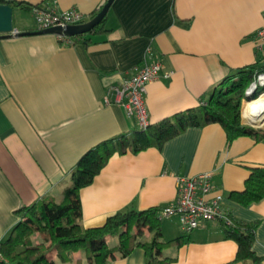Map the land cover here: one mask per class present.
Returning a JSON list of instances; mask_svg holds the SVG:
<instances>
[{"label":"crops","instance_id":"crops-1","mask_svg":"<svg viewBox=\"0 0 264 264\" xmlns=\"http://www.w3.org/2000/svg\"><path fill=\"white\" fill-rule=\"evenodd\" d=\"M23 1L75 8L86 19L105 2ZM21 10L13 9V26L37 28L30 11L31 21L14 19ZM106 14L109 30L87 45H60L61 35L54 33L0 36V240L19 221L21 205L45 194L61 199L84 152L138 127L120 104L104 102L107 84L127 78L145 59L159 60L169 75L149 81L145 92L148 122L154 123L196 106L225 76L264 60V38L257 35L264 0H113ZM251 166H264V137L243 134L228 143L217 122L190 125L160 149L113 153L79 191L80 223L97 226L117 211L161 208L174 200L178 176L212 171L213 190L221 193L229 217L257 221L252 249L260 259L234 261L236 242L224 237L220 222L184 232L176 215L160 218V239L179 240L156 250L155 257H169V264H264V197L248 205L229 197L244 188ZM151 234L143 226L138 240ZM106 240L113 245L117 235ZM83 253L47 249L55 264H82ZM145 260L137 245L106 264Z\"/></svg>","mask_w":264,"mask_h":264},{"label":"trees","instance_id":"trees-1","mask_svg":"<svg viewBox=\"0 0 264 264\" xmlns=\"http://www.w3.org/2000/svg\"><path fill=\"white\" fill-rule=\"evenodd\" d=\"M13 9L27 11L39 3H28L23 0H8ZM103 4V3H102ZM94 8L88 18L102 6ZM36 27L29 30H35ZM107 14L88 32L70 37H58L60 45L82 42L87 45L99 40L105 34ZM262 62L238 68L233 74L225 76L196 106L175 112L171 117L148 123L145 128L136 127L130 133H120L107 138L89 148L77 160L70 172V181L61 192V199L45 194L36 201L21 205L16 212L19 221L10 229L8 235L0 240V264H55L47 255L48 247H54L57 253H68L83 250L88 258L87 264H106L107 258L126 255L134 246L143 248L145 264H169V257L156 258L155 251L177 242L160 239V207L152 206L142 210L128 208L108 215L104 222L97 226L84 227L80 223L81 204L79 191L90 184L96 174L106 164L113 153L124 154L127 151L137 153L148 147L158 149L162 144L183 131L187 126H201L210 122L219 123L229 143L243 134L255 139L264 137V129L249 127L241 122V102L245 89L263 68ZM229 197L242 205H248L264 197V166H251L244 180L242 190H232ZM224 237L236 242L234 261L251 258L258 261L260 257L252 249L257 221H243L230 216V222L224 224ZM139 225L152 231L151 238L138 240ZM45 233V241L34 242L32 235L36 231ZM117 235V242L107 243V236Z\"/></svg>","mask_w":264,"mask_h":264},{"label":"built area","instance_id":"built-area-1","mask_svg":"<svg viewBox=\"0 0 264 264\" xmlns=\"http://www.w3.org/2000/svg\"><path fill=\"white\" fill-rule=\"evenodd\" d=\"M30 12L37 28L73 24L86 20V16L75 8L58 10L54 6L39 4L32 6ZM257 35L259 38H264V24L257 31ZM262 64L264 65V60ZM160 74L168 76L169 72H162V64L159 60L145 59L142 65L127 78L117 83L107 84L103 100L105 103L120 104L127 116L135 118L138 127L145 128L149 123L145 103L146 84L156 79ZM263 94L264 66L245 89L240 110L243 124L252 120V113L243 111L244 102ZM201 102L204 101L201 100ZM254 126H264V119L260 124ZM213 186L212 171L178 176L176 178V196L174 200L160 208L158 217L176 215L180 228L184 232H189L208 221L229 223L230 217L222 206V195L213 190Z\"/></svg>","mask_w":264,"mask_h":264},{"label":"water","instance_id":"water-1","mask_svg":"<svg viewBox=\"0 0 264 264\" xmlns=\"http://www.w3.org/2000/svg\"><path fill=\"white\" fill-rule=\"evenodd\" d=\"M113 0H105L100 9L90 18L85 21L66 25H52L44 28H37L35 30H17L13 26L12 16L13 8L6 2H0V36H20L27 34L39 33H54L61 36H74L88 32L95 26L102 17L107 13L108 8ZM249 126H254L253 121L246 123ZM258 127V126H254Z\"/></svg>","mask_w":264,"mask_h":264},{"label":"bare ground","instance_id":"bare-ground-1","mask_svg":"<svg viewBox=\"0 0 264 264\" xmlns=\"http://www.w3.org/2000/svg\"><path fill=\"white\" fill-rule=\"evenodd\" d=\"M244 113H252L253 124L258 125L264 119V94L243 104Z\"/></svg>","mask_w":264,"mask_h":264},{"label":"rangeland","instance_id":"rangeland-1","mask_svg":"<svg viewBox=\"0 0 264 264\" xmlns=\"http://www.w3.org/2000/svg\"><path fill=\"white\" fill-rule=\"evenodd\" d=\"M15 15H14V19L17 21L18 19L20 21H22V19H25V20H29L31 21V18L29 16V12L26 11V10H21L20 12H17L15 11ZM31 13V12H30ZM20 15V16H19ZM32 15V13H31ZM33 17V15H32ZM33 20H34V17H33ZM35 22V20H34ZM242 103V102H241ZM249 127H253V128H257V129H264V126H258V127H254V126H249ZM143 227V225H139L137 227L138 231L140 232L141 231V228ZM45 233L42 232V231H36L33 235H32V239L34 242H38V241H44L46 245H48V241H45ZM113 239L110 240V243H113ZM48 248H51V247H48ZM53 248V247H52ZM84 252V251H83ZM88 263V258L86 257V254L85 252L83 253V259H82V264H87Z\"/></svg>","mask_w":264,"mask_h":264}]
</instances>
